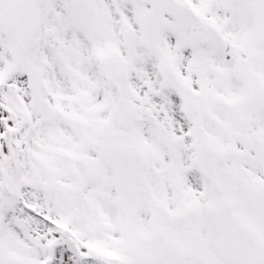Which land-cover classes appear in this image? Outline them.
<instances>
[{
  "label": "snow or ice",
  "instance_id": "snow-or-ice-1",
  "mask_svg": "<svg viewBox=\"0 0 264 264\" xmlns=\"http://www.w3.org/2000/svg\"><path fill=\"white\" fill-rule=\"evenodd\" d=\"M0 264H264V0H0Z\"/></svg>",
  "mask_w": 264,
  "mask_h": 264
}]
</instances>
